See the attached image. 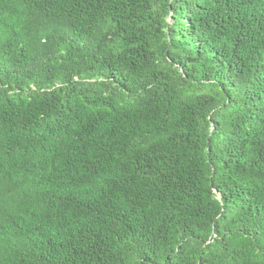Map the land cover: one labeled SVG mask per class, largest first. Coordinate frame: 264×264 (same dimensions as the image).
<instances>
[{
    "label": "trees",
    "instance_id": "trees-1",
    "mask_svg": "<svg viewBox=\"0 0 264 264\" xmlns=\"http://www.w3.org/2000/svg\"><path fill=\"white\" fill-rule=\"evenodd\" d=\"M0 264H264V0H0Z\"/></svg>",
    "mask_w": 264,
    "mask_h": 264
}]
</instances>
